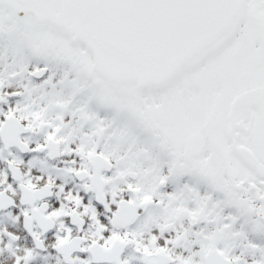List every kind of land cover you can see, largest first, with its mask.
Returning a JSON list of instances; mask_svg holds the SVG:
<instances>
[{"label":"snow or ice","instance_id":"1","mask_svg":"<svg viewBox=\"0 0 264 264\" xmlns=\"http://www.w3.org/2000/svg\"><path fill=\"white\" fill-rule=\"evenodd\" d=\"M0 264H264V0H0Z\"/></svg>","mask_w":264,"mask_h":264}]
</instances>
